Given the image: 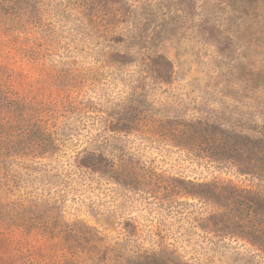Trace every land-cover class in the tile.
<instances>
[{"label": "rangeland", "instance_id": "1", "mask_svg": "<svg viewBox=\"0 0 264 264\" xmlns=\"http://www.w3.org/2000/svg\"><path fill=\"white\" fill-rule=\"evenodd\" d=\"M0 65L50 145L0 166V264H264V0H0Z\"/></svg>", "mask_w": 264, "mask_h": 264}, {"label": "trees", "instance_id": "2", "mask_svg": "<svg viewBox=\"0 0 264 264\" xmlns=\"http://www.w3.org/2000/svg\"><path fill=\"white\" fill-rule=\"evenodd\" d=\"M157 65L162 66L167 75H171L172 64L168 58L160 57ZM15 74L16 73L11 69L0 65V166L9 163L11 155H8V152L10 149L14 150L13 147L16 148V145L18 144V142L14 140V136H24L26 141L24 144L20 145L19 149H26L34 155L40 153L43 154L50 149V145L40 139H28L30 127H33L34 125H37L42 133L45 132L42 125V109L39 104H36L38 101L27 97L25 98L14 90L13 85L17 77ZM16 123L18 124V127ZM24 125L27 127H24ZM20 127H22V131L16 132L17 128L20 130ZM209 157L218 161H228L231 159L227 154H219L218 156L217 154H212ZM241 170L244 171V173L250 172L256 175H261V172L255 168H242Z\"/></svg>", "mask_w": 264, "mask_h": 264}]
</instances>
